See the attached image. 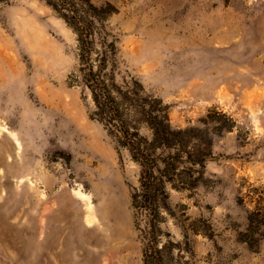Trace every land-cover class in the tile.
Masks as SVG:
<instances>
[{"label": "rangeland", "instance_id": "obj_1", "mask_svg": "<svg viewBox=\"0 0 264 264\" xmlns=\"http://www.w3.org/2000/svg\"><path fill=\"white\" fill-rule=\"evenodd\" d=\"M91 2L116 9L123 69L169 107L171 126L210 132L200 185L172 193L202 231L197 264H264V241L239 240L244 196L264 188V0ZM20 16L52 53L13 42ZM76 68L75 35L48 5L0 1V264H143L139 167L89 117Z\"/></svg>", "mask_w": 264, "mask_h": 264}, {"label": "trees", "instance_id": "obj_2", "mask_svg": "<svg viewBox=\"0 0 264 264\" xmlns=\"http://www.w3.org/2000/svg\"><path fill=\"white\" fill-rule=\"evenodd\" d=\"M40 1L75 35L77 68L70 79L74 78L82 95L90 98L93 109L89 117L102 126L117 153L126 151L139 167L130 206L142 263L197 264L194 237L202 231L197 225H185V206L173 203L172 193L193 191L200 185L205 165L213 159L210 132L173 128L169 107L123 69L119 39L109 22L116 13L112 4ZM207 121L209 117L203 123ZM244 199L253 208L239 240L251 248L264 241V188L248 192ZM168 219L179 237L165 227Z\"/></svg>", "mask_w": 264, "mask_h": 264}, {"label": "bare ground", "instance_id": "obj_3", "mask_svg": "<svg viewBox=\"0 0 264 264\" xmlns=\"http://www.w3.org/2000/svg\"><path fill=\"white\" fill-rule=\"evenodd\" d=\"M14 34L13 42L23 46L38 47L40 50L52 53L48 39H46L42 29L35 26L29 19L25 17L18 19L14 26Z\"/></svg>", "mask_w": 264, "mask_h": 264}]
</instances>
